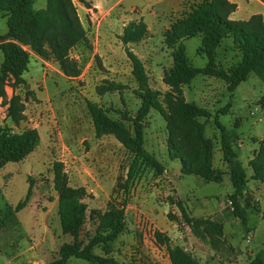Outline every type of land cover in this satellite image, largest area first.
I'll return each instance as SVG.
<instances>
[{
	"label": "rangeland",
	"instance_id": "374dc122",
	"mask_svg": "<svg viewBox=\"0 0 264 264\" xmlns=\"http://www.w3.org/2000/svg\"><path fill=\"white\" fill-rule=\"evenodd\" d=\"M199 1L94 0L101 6L95 7L93 13L75 0L88 34V39L70 52L81 67V74L75 78L60 70L48 46L46 54L39 55L32 46L23 45L31 55L29 67L19 76L20 81L11 76L5 83L6 93L0 96V126L13 131L36 128L40 144L24 160L8 162L0 170V209L6 204L15 207L26 197L32 181L27 205L0 228V264H48L59 257L63 243L74 240L61 228L59 193L54 181L57 162L62 164L70 185L85 188L81 202L87 205V216L80 233L85 244L96 231L94 211L119 210L126 204V228L110 243L108 255L104 244L95 246L98 255L113 256L122 264H171L158 233L169 236L172 245L191 240L190 249L194 252L189 251L201 263L221 264L215 253L218 249L223 261L231 258V263L238 264L264 250V182L252 178L249 164L264 135V105L259 101L264 81L255 73L236 88L229 111L219 114L221 124L237 132L234 148L247 173V188L240 199L247 214L245 224L233 214L234 205L232 208L228 203L233 185L220 148V129L214 122L216 112L230 99L224 80L200 74L182 87L187 101L211 113L210 117L199 119L214 144L213 166L225 173L221 182L181 174L180 161L168 155L166 121L158 110L152 109L145 119L144 144L164 170L157 173L152 166L144 167L126 193L122 184L133 153L113 135L96 137L88 110L87 101H93L113 119L136 115L141 104L138 83L126 45L119 38L124 26L135 20L143 19L149 31L140 42L127 46L144 62L149 83L161 92V99L171 92L163 79L164 70L172 64L171 49L163 34ZM235 1L239 4L235 17L239 19H248L261 8L256 1ZM46 3L47 0H34L33 6L41 9ZM7 29V17L0 13V34ZM184 44L189 61L195 67H204L207 57L199 52L201 36L188 38ZM239 60L240 54L231 42H224L217 62L229 68ZM14 95L19 96L14 105L18 121L9 113ZM125 123L132 126L130 120ZM194 220L203 223L194 227ZM217 223L222 224L224 239L216 236ZM204 234H212L214 239ZM208 252L210 259L205 256ZM67 264L95 263L72 257Z\"/></svg>",
	"mask_w": 264,
	"mask_h": 264
},
{
	"label": "trees",
	"instance_id": "16d2710c",
	"mask_svg": "<svg viewBox=\"0 0 264 264\" xmlns=\"http://www.w3.org/2000/svg\"><path fill=\"white\" fill-rule=\"evenodd\" d=\"M87 6V0H77ZM34 0H0V13L7 17V31L0 34V96L5 95V83L11 76L20 81L19 76L28 70L31 55L23 45L32 46L39 55L47 52V46L55 57L60 70L69 78L78 77L81 67L71 55V50L80 42L88 39L75 0H47L46 7L35 9ZM237 4L230 0H201L181 18L171 23L164 32V42L171 49L172 64L164 70L163 79L172 91L161 99V92L149 83L145 64L142 59L127 46L140 42L148 33V25L143 20H135L124 26L120 40L126 45L125 50L132 64V74L138 83V95L141 104L133 118L123 115L122 119H113L101 105L87 101L96 137L113 135L131 153L133 159L127 171L122 187L128 193L130 183L146 166H152L157 173L164 166L145 147V119L152 109L158 110L166 121L167 146L170 159L181 163V174H193L205 181L221 182L223 171L213 166L214 144L205 135V123L199 118H208L211 113L195 102L184 97L182 87L190 84L197 75L214 76L227 83L229 101L216 112L214 122L220 129V148L223 159L228 166L233 192L230 194L234 210L245 224L247 214L241 206L240 199L247 188V173L234 148L237 132L221 124L219 114H224L232 107L234 91L239 84L247 80L249 74L255 73L264 81V17L253 14L249 19H233ZM200 35L202 44L199 52L207 57L204 67H195L186 55L184 41ZM231 42V47L240 54V60L229 68L217 62L218 50L224 42ZM18 95L11 98L9 113L18 121L14 108ZM264 105V89L260 97ZM130 120L132 126L125 121ZM40 144V135L36 128L28 127L13 131L10 127L0 126V170L8 162H20L31 154ZM252 178L264 182V135L259 148L250 159ZM55 188L58 196V213L64 234H70L74 240L60 246L59 257L48 264H67L70 258H82L95 264H122L113 256H101L94 252L97 245L104 244L108 255L109 245L116 240L126 228L125 203L119 210L106 212L94 211L97 218L95 234L87 244L80 238L82 227L86 222L87 205L81 202L85 195L84 187L69 184L60 162L54 165ZM26 197L15 207L6 204L0 209V228L6 220L23 209L32 193V181ZM1 192V190H0ZM185 217L189 219L185 212ZM203 223L194 220L193 226ZM221 238L222 224L217 223L214 230ZM208 235L213 240L214 235ZM166 244L171 264H202L189 250L181 245H170L169 237L156 234ZM134 264V263H128ZM244 264H264V250L250 256Z\"/></svg>",
	"mask_w": 264,
	"mask_h": 264
},
{
	"label": "crops",
	"instance_id": "0c3cea01",
	"mask_svg": "<svg viewBox=\"0 0 264 264\" xmlns=\"http://www.w3.org/2000/svg\"><path fill=\"white\" fill-rule=\"evenodd\" d=\"M88 2H89V5H91L92 7H90V6H87V5H85V6H82V7H84V9L86 10V11H93V13H94V8L95 7H97V6H101V3L100 2H94V0H87ZM230 1H232V2H235L236 4H237V9L236 10H238L239 9V4L235 1V0H230ZM252 1H256L259 5H261V8L259 9V11L257 12V13H253V14H262L263 15V17H264V0H252ZM259 1V2H258ZM83 5V4H82ZM77 10H78V8H77ZM235 12L236 11H234L232 14H231V18H233V19H239V18H237V17H235ZM253 14H251L249 17H248V19L253 15ZM90 18H92V16H90ZM241 20H244V19H241ZM149 29V28H148ZM169 237V236H168ZM224 237H226V234H224L223 235V239H224ZM190 242H191V240H189V241H182V243H178V245H181V246H183L185 249H187V250H189L190 249ZM169 244L170 245H172L171 243H170V238H169ZM166 245V244H165ZM175 245H177V244H175ZM173 246V245H172ZM166 248H167V246H166ZM216 250V249H215ZM168 251V250H167ZM190 251L191 252H194L193 251V249H190ZM215 253H217L218 254V256H216V257H218V258H220V262H221V264H225V263H228V264H238V263H235V262H232L231 263V258H230V260H229V258H228V260L226 261L225 259H224V261L222 260V258H221V253L222 252H220L219 251V249L218 250H216L215 251ZM198 254H201L202 255V252L201 253H198ZM216 254V255H217ZM209 255V252L208 253H206L205 254V256H208ZM168 259H169V255H168ZM209 259H210V255H209ZM169 261H170V259H169ZM171 263V262H170ZM202 264H208V263H202ZM211 264V263H210Z\"/></svg>",
	"mask_w": 264,
	"mask_h": 264
},
{
	"label": "built area",
	"instance_id": "2783aa9c",
	"mask_svg": "<svg viewBox=\"0 0 264 264\" xmlns=\"http://www.w3.org/2000/svg\"><path fill=\"white\" fill-rule=\"evenodd\" d=\"M229 205L233 208V202H232V200H229ZM251 236H249V238H250Z\"/></svg>",
	"mask_w": 264,
	"mask_h": 264
}]
</instances>
